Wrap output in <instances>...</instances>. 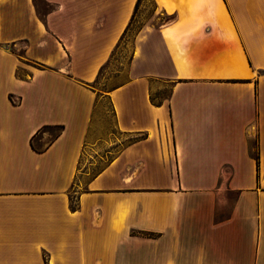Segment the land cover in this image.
<instances>
[{
    "label": "crops",
    "instance_id": "0c3cea01",
    "mask_svg": "<svg viewBox=\"0 0 264 264\" xmlns=\"http://www.w3.org/2000/svg\"><path fill=\"white\" fill-rule=\"evenodd\" d=\"M140 1L0 0V264H264V0H155L173 19L100 95Z\"/></svg>",
    "mask_w": 264,
    "mask_h": 264
},
{
    "label": "rangeland",
    "instance_id": "374dc122",
    "mask_svg": "<svg viewBox=\"0 0 264 264\" xmlns=\"http://www.w3.org/2000/svg\"><path fill=\"white\" fill-rule=\"evenodd\" d=\"M169 18V16L163 14L160 10H157L155 0L140 1L131 30L126 35L120 47L116 50L111 63L103 72L99 83L95 86L96 92L102 95L127 80L126 71L134 53L135 40L138 33L145 27L159 26L168 22ZM169 93V87L158 89V87L154 86L152 99L155 103H162L169 98ZM93 122L94 124L91 137L111 139V137L115 138L119 136L115 129V118L108 99L103 98L98 101ZM46 130L50 131L51 134L54 135L58 132L59 128L48 127ZM49 138H51V136H48V139ZM45 142L46 140H43L41 145ZM100 143V147L96 149L97 152L88 147L83 155L81 162V171L83 173L78 179L80 189L85 187L89 178L98 172L100 168L105 166L112 154H115V152L120 148L118 143L114 144L110 141H100ZM74 190H72V195L76 197Z\"/></svg>",
    "mask_w": 264,
    "mask_h": 264
},
{
    "label": "trees",
    "instance_id": "16d2710c",
    "mask_svg": "<svg viewBox=\"0 0 264 264\" xmlns=\"http://www.w3.org/2000/svg\"><path fill=\"white\" fill-rule=\"evenodd\" d=\"M172 19H173V18L170 16L169 21H171ZM130 30H131V27L128 28V30H126L124 36L122 37V40H121V42H120V45L122 44L123 40L125 39L126 35L129 33ZM120 45H118L117 49L120 47ZM117 49H116V50H117ZM114 54H115V53H114ZM114 54H113L112 58L114 57ZM111 60H112V59H111ZM111 60H110V62H109L108 64H106V65L101 69L97 81L92 85V88L94 89V91H96L95 86L99 83V80H100L101 76L103 75V72L107 69V67H108L109 64L111 63ZM98 94H99V93H98ZM100 95H101V94H100ZM58 128H60V127H58ZM60 129H61V128H60ZM58 133H59V131H58ZM74 201H75V200L72 198V207H73V208H76L77 205H76V203H75Z\"/></svg>",
    "mask_w": 264,
    "mask_h": 264
}]
</instances>
